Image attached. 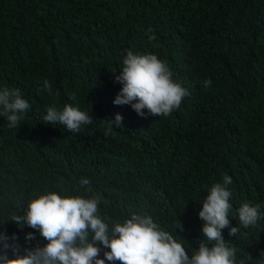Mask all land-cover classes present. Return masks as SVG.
Returning a JSON list of instances; mask_svg holds the SVG:
<instances>
[{"label":"trees","instance_id":"16d2710c","mask_svg":"<svg viewBox=\"0 0 264 264\" xmlns=\"http://www.w3.org/2000/svg\"><path fill=\"white\" fill-rule=\"evenodd\" d=\"M125 50L156 54L191 95L168 117L115 105ZM44 80L53 95L37 92ZM3 87L19 89L31 105L18 129L0 116V233H15L9 244L21 254L47 241L10 216L49 191L85 195L82 178L90 180L88 195L101 198L102 217L149 215L189 255L206 240L201 202L225 174L230 226L245 202L264 213V0H0ZM66 104L93 123L79 133L44 124L48 106ZM116 114L123 128L105 136L104 119ZM177 218L183 232L174 231ZM228 231L237 264L264 261V219L235 237ZM28 233L35 239L26 241Z\"/></svg>","mask_w":264,"mask_h":264},{"label":"clouds","instance_id":"9594fccd","mask_svg":"<svg viewBox=\"0 0 264 264\" xmlns=\"http://www.w3.org/2000/svg\"><path fill=\"white\" fill-rule=\"evenodd\" d=\"M152 30L149 29V32ZM149 35L148 40H155ZM122 68L115 81L122 87L113 103L129 105L142 118L147 116L168 117L178 109L185 97L191 95L189 90L173 79V72L168 64L156 54H135L125 50ZM209 78L203 81V87L211 86ZM53 95L52 86L44 80L37 92ZM75 99V96L71 97ZM31 105L21 97L16 88L0 89V116L6 117L7 127L18 129L21 126V115L27 113ZM147 110V113L144 110ZM122 116L116 114L114 119L105 118V133L109 135L113 129H122ZM44 124L63 125L70 133H79L83 126L93 123L92 116L66 104L62 109L55 105L48 106L43 117ZM232 183L230 176H223V183H213L203 198L202 208L198 213L203 222L201 231L206 237L198 249L189 255L181 242L168 231L154 222L149 215L131 214L122 222L100 214L99 195L92 193L90 180L82 178L79 188L85 195L61 196L49 191L28 202L22 215L13 214L7 222H12L21 229L25 225L35 229L47 241L42 247L37 245L19 252L14 233L11 237L0 233V264H237L236 249L230 247L222 234L228 228L229 237H235L241 228L254 226L258 220L264 219L260 205L243 203L237 209L238 225L230 226L229 212L233 208L230 203L232 193L227 186ZM87 197V198H86ZM111 225V227H110ZM184 231L177 218L174 231ZM27 240L35 239L28 233ZM107 249L100 257L101 247ZM12 248L13 258H9L7 249ZM252 259L251 256H248ZM245 264V260H239ZM264 264V261H261Z\"/></svg>","mask_w":264,"mask_h":264}]
</instances>
